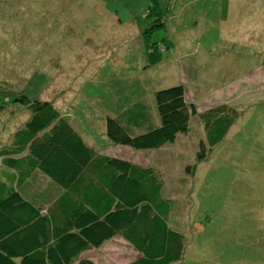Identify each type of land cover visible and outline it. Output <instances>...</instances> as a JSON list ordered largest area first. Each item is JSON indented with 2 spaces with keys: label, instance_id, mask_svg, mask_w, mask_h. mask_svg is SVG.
Masks as SVG:
<instances>
[{
  "label": "rangeland",
  "instance_id": "374dc122",
  "mask_svg": "<svg viewBox=\"0 0 264 264\" xmlns=\"http://www.w3.org/2000/svg\"><path fill=\"white\" fill-rule=\"evenodd\" d=\"M152 45L161 61L148 66ZM176 85L199 113L239 114L190 173L205 136L198 116L158 150L117 145L105 132L108 115L130 133L157 127L154 93ZM21 94L65 110L97 151L162 170L164 196L183 200L176 264H264V0H0V147L29 118L14 105ZM137 256L115 237L81 257Z\"/></svg>",
  "mask_w": 264,
  "mask_h": 264
},
{
  "label": "trees",
  "instance_id": "16d2710c",
  "mask_svg": "<svg viewBox=\"0 0 264 264\" xmlns=\"http://www.w3.org/2000/svg\"><path fill=\"white\" fill-rule=\"evenodd\" d=\"M148 57V66L161 61L156 45ZM154 101L157 127L130 133L108 115L106 135L117 145L158 150L188 134L198 116L205 136L187 173L212 156L239 116L226 106L199 113L183 85L156 91ZM13 102L29 118L0 147V264H93L82 254L115 237L138 253L127 264L181 261L183 200L164 196L162 170L97 151L50 101L21 94Z\"/></svg>",
  "mask_w": 264,
  "mask_h": 264
}]
</instances>
